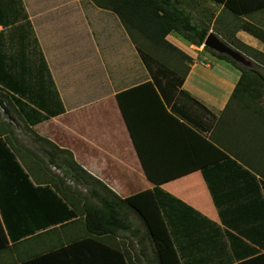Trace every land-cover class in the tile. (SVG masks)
Masks as SVG:
<instances>
[{"label":"crops","instance_id":"obj_1","mask_svg":"<svg viewBox=\"0 0 264 264\" xmlns=\"http://www.w3.org/2000/svg\"><path fill=\"white\" fill-rule=\"evenodd\" d=\"M260 2L245 0L244 7L258 8ZM209 14L208 33L222 41L223 35L233 32L241 43L264 54L256 44L258 39L235 30L234 17L222 5L216 14ZM240 19L264 27V9ZM165 39L191 59L180 90L215 117L205 116L208 131L203 135L229 156L208 168L210 187L200 170L159 186L147 178L116 95L151 77L119 19L89 0H0V66L25 93L20 96L10 89L2 90L9 99L13 95L20 106L24 105L32 122L19 112L34 133L71 152L83 170L120 199L154 191L180 264H239L264 254V124L258 112L264 108V95L261 100L241 93L232 97L240 78L237 69L204 51L203 45H188L174 35ZM236 51L251 61L250 68L256 63L264 73V64ZM36 56H40V63ZM141 131L149 152V126ZM169 145L176 157H157L150 166L152 171L182 167L178 144ZM169 145H159L156 154L171 151ZM1 164L6 174L0 178V228L5 240L0 235V247L6 250H0V264H19L25 257L66 246L82 235L79 216L69 218L71 207L62 209L55 203L52 209L60 210L51 214L52 218L59 215L56 224L34 223L32 233L11 242L2 221L4 211L5 215L17 212L19 219L27 218L31 223L28 209L39 218L45 210L20 202L21 198L14 201L12 196L19 186L8 185V169L5 162ZM29 181L37 187L31 177ZM121 214L128 228L109 242L123 251L127 264H157L141 220L128 208H122ZM18 227L26 230L21 220Z\"/></svg>","mask_w":264,"mask_h":264},{"label":"trees","instance_id":"obj_2","mask_svg":"<svg viewBox=\"0 0 264 264\" xmlns=\"http://www.w3.org/2000/svg\"><path fill=\"white\" fill-rule=\"evenodd\" d=\"M89 1L95 7L109 11L119 19L151 77L148 82L116 95L119 109L147 178L159 186L162 182L200 170L210 187L208 168L228 160L229 156L214 141L203 135V132L208 131L205 116L208 114L212 119L215 117L180 90L188 72L187 63H190L191 59L165 39L167 35H174L188 45L199 47L208 34L209 25L203 23L199 26L194 23V18L184 8L190 6L189 0ZM209 1L222 5L223 10L234 17L235 30H243L264 44V27H257L240 19L241 16L246 17L264 9V0L258 4L260 5L258 8H245V0ZM222 41L236 50L247 53L255 62L264 64V54L241 43L234 37L233 32L223 35ZM203 49L240 72L232 97L241 93L261 100L264 95V73L258 70L256 63L252 68H245L226 55L216 53L207 47ZM13 81V77L0 66V90L7 88L23 96L25 91L18 88L17 83ZM0 97L13 117L19 119L33 135L34 140L41 144L37 153L21 145L19 137L14 133L13 123L1 116L0 152L8 160L0 161V175L5 173L1 162H10L12 166L9 169L14 170L7 172L10 175L8 185L19 186L18 193L12 196L14 201L21 198L20 202L33 203L38 208L43 206L45 210L39 218L32 209H28L31 223L27 218L19 219L17 212L9 211L8 215H5L4 211L2 221L11 242L17 243L19 238L32 233L34 223L36 225L46 223L45 226L56 224L60 217L57 215L58 217L52 218L51 214H57L60 210L52 209L55 203L61 205L62 209L69 205L71 210H67V216L69 218L79 216L78 221L83 225L82 235L71 240L66 246L43 251L44 253L38 256L25 257L19 264H127L123 251L109 242V239L117 236L119 231L128 228L127 221L121 214L122 208L130 209L141 220L152 243L157 264H180L154 191H144L120 199L99 180L83 170L75 162L71 152L58 148L49 140L34 133L21 115L23 113L28 116L27 119L30 121L28 113L23 109L24 105L20 106L18 98L12 95L10 100L7 93H1ZM12 101L18 104L19 110ZM258 112L264 124V108L260 107ZM145 125L149 126V152L141 139V127ZM170 143L178 144L180 154H177V158L182 161L180 162L182 167L167 172L158 169L152 171L150 166H153L157 157L164 160L176 157ZM166 144L171 151L164 149L165 155L156 154L157 150H160L158 146L165 148ZM17 160L26 172L19 167ZM50 167L61 170L62 175L51 172ZM161 172H165L164 175ZM29 177L37 187L32 185ZM68 181L72 185H69ZM41 191L43 194L39 198L37 193ZM175 201L181 204L178 199ZM19 220L25 223V231H19ZM48 233L50 231L45 232L46 235ZM0 235L4 242L1 228ZM2 249L6 250L5 247H0V250ZM239 264H264V254Z\"/></svg>","mask_w":264,"mask_h":264},{"label":"rangeland","instance_id":"obj_3","mask_svg":"<svg viewBox=\"0 0 264 264\" xmlns=\"http://www.w3.org/2000/svg\"><path fill=\"white\" fill-rule=\"evenodd\" d=\"M189 5L190 6H184V8L194 18L193 19L194 23H196L199 26L203 25V23L210 24L211 17L209 16L210 15L209 13H211L213 15L216 14L217 13V8L219 7V5L214 4V3H212L209 0H189ZM213 30H214V27H213ZM256 44H257L258 47L264 49V45L261 44L260 42H258L257 40H256ZM36 61L40 63V61H41L40 60V56H36ZM42 63H43V61H42ZM41 68H42V71L45 70L44 63H43V65H41ZM0 92L2 94L7 93V92L3 91L2 89L0 90ZM3 102H4V100H3ZM4 104H5V102H4ZM15 104L18 107V104L16 102H15ZM5 106L8 109L9 116L11 117V119L13 121H11L9 119L8 115L3 114L1 110H0V120H2V118H3L6 121H9V122L13 123V126L15 127L14 133H15V135H17L19 137V140L21 141V145H23L27 149L37 153L39 151L40 147H41V144L34 140L33 135L30 134L26 130L25 126L23 124H21V122H19L18 120H16L13 117L12 113L10 112V110L7 107L6 104H5ZM1 116H2V118H1ZM0 148H1V146H0ZM7 160H8L7 157L2 152H0V161H7ZM5 165H6V168L8 169L7 172H12L14 170V169H9L12 166L10 162L5 163ZM50 170H51V172L55 173L56 175H62V171L59 170V169H56L55 167H53V168L50 167ZM7 176H8V178L10 177V175L8 173H7ZM0 178H1V175H0ZM68 184L72 185V183L69 182V181H68ZM167 198L170 200V203H171V197L167 196ZM132 213H134V212H132ZM30 249H28L26 251H29Z\"/></svg>","mask_w":264,"mask_h":264},{"label":"water","instance_id":"obj_4","mask_svg":"<svg viewBox=\"0 0 264 264\" xmlns=\"http://www.w3.org/2000/svg\"><path fill=\"white\" fill-rule=\"evenodd\" d=\"M203 47H207L208 49L219 53L226 55L231 60H233L236 64L250 68L252 66L251 61H249L246 57H244L240 52L234 50L233 48L229 47L227 44H225L223 41H221L215 34L209 32L207 36L205 37L203 41ZM0 110L3 114L8 115L9 119L11 117L9 116L8 109L6 108L3 100L0 98Z\"/></svg>","mask_w":264,"mask_h":264}]
</instances>
